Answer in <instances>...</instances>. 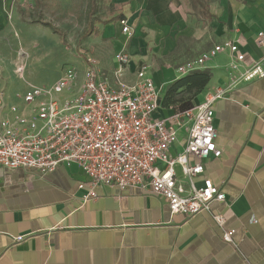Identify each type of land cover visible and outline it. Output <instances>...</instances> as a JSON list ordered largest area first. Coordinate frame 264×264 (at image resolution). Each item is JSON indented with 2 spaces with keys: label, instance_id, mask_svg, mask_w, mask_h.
Here are the masks:
<instances>
[{
  "label": "crops",
  "instance_id": "1",
  "mask_svg": "<svg viewBox=\"0 0 264 264\" xmlns=\"http://www.w3.org/2000/svg\"><path fill=\"white\" fill-rule=\"evenodd\" d=\"M15 1L0 0V46L5 53L9 47L15 53L16 45L25 51L24 71L30 56L26 44L56 43L52 30L38 22L44 37L37 36L40 31L21 19ZM109 3L112 15L96 28L102 64L96 62L111 85L118 80L133 83L137 70L145 66L161 101L162 89L183 76L178 65L224 41L238 45L243 66L260 61L264 69V0ZM124 24L127 33L122 32ZM119 53L128 55L120 77L115 58ZM229 60L224 51L200 69L208 70L211 77L194 105L229 81ZM83 72L78 71L77 86ZM25 86L22 94L30 87ZM11 93L8 86L0 88L7 106L15 104L29 112L31 105ZM158 109L155 117L172 113L160 103ZM213 125L221 156L211 155L193 184L199 188L208 177L225 199L212 201L208 210L191 217L172 214L162 196L138 186L98 185L96 197L84 201L89 179L75 163L59 165L44 175L33 169L0 168V264H264V76L241 82L217 100ZM185 140L186 130L181 128L170 153L181 152ZM175 171L187 193L189 181L179 166ZM214 215L222 216V226ZM227 229L234 230V245L222 240Z\"/></svg>",
  "mask_w": 264,
  "mask_h": 264
},
{
  "label": "built area",
  "instance_id": "2",
  "mask_svg": "<svg viewBox=\"0 0 264 264\" xmlns=\"http://www.w3.org/2000/svg\"><path fill=\"white\" fill-rule=\"evenodd\" d=\"M122 32H129L125 24ZM224 51L230 54L226 67L229 81L208 91L193 108L164 118L154 116L160 91L146 76L145 66L137 70L133 83L118 80L111 85L93 58H87L78 86L75 66L65 68L49 88L30 85L20 95L24 104L31 105L29 112L15 104L7 106L0 98V168L33 169L44 175L59 165L75 163L89 179L84 201L96 197L98 185L138 186L162 196L172 214L191 217L208 210L212 201L225 199L224 192L208 177L199 188L193 184L194 178L204 173L205 161L222 153L215 144L213 104L241 82L263 77L264 69L260 61L243 66L244 54L232 41L216 44L177 67L182 75L200 70ZM115 58L119 64L116 76L120 77L128 55L119 53ZM16 72L22 76L23 65ZM181 128L186 130L185 145L174 155L170 147ZM176 166L189 181L187 193ZM78 187L82 189L84 184ZM213 218L223 225L222 216ZM233 232L223 230L222 240L234 245Z\"/></svg>",
  "mask_w": 264,
  "mask_h": 264
},
{
  "label": "rangeland",
  "instance_id": "3",
  "mask_svg": "<svg viewBox=\"0 0 264 264\" xmlns=\"http://www.w3.org/2000/svg\"><path fill=\"white\" fill-rule=\"evenodd\" d=\"M41 3L40 7H36L35 0H16L15 6L23 21L38 28L40 33L37 36L44 37L42 27L36 22L39 19L56 27L60 31V34L52 32L56 44L41 42L37 47H29L26 44L30 56L27 58L22 76H19L16 69L25 63V51L16 45L15 53L10 47L9 52L5 53L3 45L0 46V88L8 86V91L14 92L11 93L12 97L19 98V102L22 94L20 91L26 87V83L45 89L51 87L62 69L75 66L77 71L83 72L87 58L99 60L102 64L101 37L95 34L85 37L84 33L89 28V22L100 29L103 26L101 22L110 18L112 7L109 0H96L97 8L91 20L87 17L90 9L89 0H41ZM64 57L66 59H63ZM82 79L83 76L80 80ZM165 90L164 87L163 94ZM64 95L66 94L60 96L61 99ZM158 112L162 111L158 109Z\"/></svg>",
  "mask_w": 264,
  "mask_h": 264
},
{
  "label": "trees",
  "instance_id": "4",
  "mask_svg": "<svg viewBox=\"0 0 264 264\" xmlns=\"http://www.w3.org/2000/svg\"><path fill=\"white\" fill-rule=\"evenodd\" d=\"M36 7L42 5L41 0H35ZM90 9L88 11V19L91 20V16L95 13L97 8L96 0H89ZM122 16H119L121 18ZM36 22L41 23L44 26H47L56 34H60V31L54 27L51 23L42 21V19L37 20ZM103 21L101 23H106ZM93 24L89 22L88 29H86L84 36L90 34H98V30L92 27ZM211 74L208 70H195L188 74H185L173 82H171L161 98L160 106L162 108L170 109L173 113L187 111L194 106V98L202 92L210 80Z\"/></svg>",
  "mask_w": 264,
  "mask_h": 264
}]
</instances>
